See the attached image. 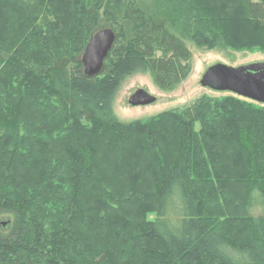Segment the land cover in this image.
Listing matches in <instances>:
<instances>
[{
  "label": "trees",
  "instance_id": "1",
  "mask_svg": "<svg viewBox=\"0 0 264 264\" xmlns=\"http://www.w3.org/2000/svg\"><path fill=\"white\" fill-rule=\"evenodd\" d=\"M158 2L178 33L134 0H0V264H264V103L112 107L137 70L176 87L182 36L264 51V0ZM100 16L116 37L87 76Z\"/></svg>",
  "mask_w": 264,
  "mask_h": 264
},
{
  "label": "rangeland",
  "instance_id": "2",
  "mask_svg": "<svg viewBox=\"0 0 264 264\" xmlns=\"http://www.w3.org/2000/svg\"><path fill=\"white\" fill-rule=\"evenodd\" d=\"M134 1L139 8L146 11V13L153 15L158 20H161L171 31L178 33L167 15L163 13L158 0ZM119 20L123 27L127 29L128 21L123 18L122 12H119ZM225 21H229L228 18L225 19ZM98 23L100 26L97 28L107 26V23L102 16H100ZM227 25L232 31H240V29H243V26L240 25L237 20H231ZM182 38L191 52L188 60L190 67L188 74L174 89L162 90L153 83L146 71L137 70L131 73L122 82L112 99L113 110L120 120L129 121L155 114L170 107H181L190 103L201 94H208L216 97L224 96L226 94H235L228 90H215L206 85H202L200 79L206 68L217 62H222L227 65H238L253 61H264V51L258 45L233 46L218 43L211 46L208 43H201L186 36H182ZM138 87H142L147 92L153 94L155 100L146 104H130L128 102V97ZM235 95L249 99L238 94ZM255 212L260 213V210L257 209ZM149 216L153 217L154 213H150ZM7 218L8 214H0V222Z\"/></svg>",
  "mask_w": 264,
  "mask_h": 264
},
{
  "label": "water",
  "instance_id": "3",
  "mask_svg": "<svg viewBox=\"0 0 264 264\" xmlns=\"http://www.w3.org/2000/svg\"><path fill=\"white\" fill-rule=\"evenodd\" d=\"M116 34L109 26L100 27L90 35L82 53L81 62L87 76L101 72L103 61L111 49ZM202 85L215 90H228L240 96L264 103V61L227 65L222 62L211 64L200 79ZM155 96L144 88H136L128 97L133 105L146 104ZM5 220L1 223L5 224Z\"/></svg>",
  "mask_w": 264,
  "mask_h": 264
}]
</instances>
